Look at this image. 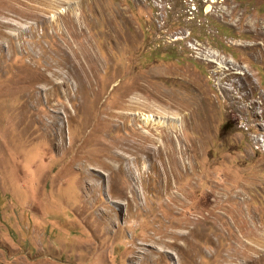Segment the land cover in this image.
<instances>
[{
  "label": "rangeland",
  "instance_id": "obj_1",
  "mask_svg": "<svg viewBox=\"0 0 264 264\" xmlns=\"http://www.w3.org/2000/svg\"><path fill=\"white\" fill-rule=\"evenodd\" d=\"M0 264H264V0H0Z\"/></svg>",
  "mask_w": 264,
  "mask_h": 264
},
{
  "label": "bare ground",
  "instance_id": "obj_2",
  "mask_svg": "<svg viewBox=\"0 0 264 264\" xmlns=\"http://www.w3.org/2000/svg\"><path fill=\"white\" fill-rule=\"evenodd\" d=\"M153 118V117H152ZM146 120H147V118H146ZM159 125V124H158Z\"/></svg>",
  "mask_w": 264,
  "mask_h": 264
}]
</instances>
